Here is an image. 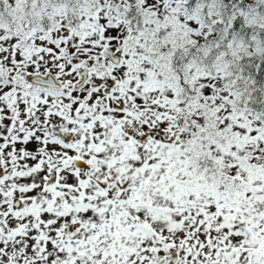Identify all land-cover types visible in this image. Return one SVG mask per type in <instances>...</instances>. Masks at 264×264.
Wrapping results in <instances>:
<instances>
[{
  "label": "snow or ice",
  "instance_id": "obj_1",
  "mask_svg": "<svg viewBox=\"0 0 264 264\" xmlns=\"http://www.w3.org/2000/svg\"><path fill=\"white\" fill-rule=\"evenodd\" d=\"M0 264H264V0H0Z\"/></svg>",
  "mask_w": 264,
  "mask_h": 264
}]
</instances>
